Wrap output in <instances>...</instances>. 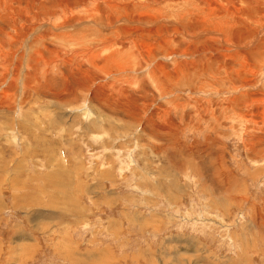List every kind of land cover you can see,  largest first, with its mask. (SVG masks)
Returning <instances> with one entry per match:
<instances>
[{
    "label": "rangeland",
    "instance_id": "374dc122",
    "mask_svg": "<svg viewBox=\"0 0 264 264\" xmlns=\"http://www.w3.org/2000/svg\"><path fill=\"white\" fill-rule=\"evenodd\" d=\"M216 1L0 0V264H264V24Z\"/></svg>",
    "mask_w": 264,
    "mask_h": 264
},
{
    "label": "bare ground",
    "instance_id": "6f19581e",
    "mask_svg": "<svg viewBox=\"0 0 264 264\" xmlns=\"http://www.w3.org/2000/svg\"><path fill=\"white\" fill-rule=\"evenodd\" d=\"M140 1V0H139ZM192 2V1H191ZM194 2V1H193ZM210 2V1H209ZM217 3V8L216 6L213 7L212 9H207L209 10L208 12H204L205 7L201 9V11H197L192 13V16L195 15V19L199 20V22L202 23V25H206L210 23L211 25V31L209 32L210 34H216L217 36L222 38V41L225 42V44H228L230 47H234L235 45L232 43V36L235 33L234 30L237 28L236 32L239 30L238 28L242 25L243 27L240 29V32H243L245 34L249 33L250 29V23L251 25H259V24H264V20H261V17L259 15H256V12L258 11V6L261 4V0H225L224 3H219L221 1H216ZM195 3V2H194ZM136 4V3H135ZM191 4V3H190ZM193 4V3H192ZM214 4V3H213ZM212 4V5H213ZM115 5V4H114ZM196 5V4H195ZM112 7V6H111ZM209 7H211L209 5ZM194 10L196 8H193ZM255 11V12H254ZM183 13V11H182ZM187 13V12H186ZM191 13V12H190ZM91 15V14H90ZM182 15V14H181ZM184 16V15H183ZM191 17V19H193ZM178 19V18H177ZM190 19V18H189ZM177 21V20H176ZM175 21V22H176ZM213 23V24H212ZM249 23V24H248ZM162 26V25H161ZM258 28V27H257ZM264 31V30H263ZM123 32V31H122ZM208 32V31H207ZM238 33V34H239ZM257 34V33H256ZM211 38H215L216 36L209 35ZM250 36V35H249ZM258 36V35H257ZM217 38V37H216ZM234 38V37H233ZM218 39V38H217ZM253 39L257 41L254 44V48L258 49V45H260L261 42L258 41L257 38ZM235 40V39H234ZM236 41V40H235ZM253 41V40H252ZM264 42V39H263ZM244 43L239 44L240 46H243ZM250 46V45H249ZM248 45L245 44L244 47H249ZM227 47V46H225ZM243 47V48H244ZM228 48V47H227ZM231 48V49H232ZM236 48L235 50H237ZM242 49V48H241ZM264 49V48H263ZM233 50V49H232ZM243 51V50H242ZM246 51V50H245ZM151 52V51H150ZM238 51L234 52L233 54H223V57H230L232 58L233 56L236 55L235 60L240 63V65L244 66L246 63L245 62V57L246 54L242 53L240 56H238ZM222 55V54H221ZM155 64V63H154ZM160 68V67H159ZM253 70V69H252ZM161 72V70H159ZM251 72V70H250ZM254 73V72H253ZM241 87V86H240Z\"/></svg>",
    "mask_w": 264,
    "mask_h": 264
},
{
    "label": "crops",
    "instance_id": "0c3cea01",
    "mask_svg": "<svg viewBox=\"0 0 264 264\" xmlns=\"http://www.w3.org/2000/svg\"><path fill=\"white\" fill-rule=\"evenodd\" d=\"M100 240H101V242H100ZM115 240H116V242L114 243ZM121 240H122V238L118 237V236H116V238L114 237V240H113V238L110 235H108L107 237L99 238V242H98L100 245L99 248L101 250H107V249H109V247L112 249H120L121 248ZM98 252H99V254L101 253L100 250H98Z\"/></svg>",
    "mask_w": 264,
    "mask_h": 264
}]
</instances>
